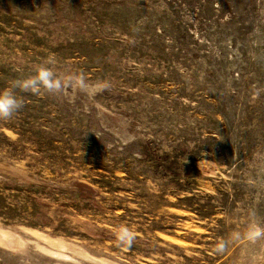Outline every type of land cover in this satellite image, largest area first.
Wrapping results in <instances>:
<instances>
[{
    "label": "rangeland",
    "instance_id": "1",
    "mask_svg": "<svg viewBox=\"0 0 264 264\" xmlns=\"http://www.w3.org/2000/svg\"><path fill=\"white\" fill-rule=\"evenodd\" d=\"M41 65L110 88L16 90L0 264H264L214 251L264 227V0H0V89Z\"/></svg>",
    "mask_w": 264,
    "mask_h": 264
},
{
    "label": "clouds",
    "instance_id": "2",
    "mask_svg": "<svg viewBox=\"0 0 264 264\" xmlns=\"http://www.w3.org/2000/svg\"><path fill=\"white\" fill-rule=\"evenodd\" d=\"M54 58L49 57L46 64H54ZM70 87H75L80 92L94 97L110 88L108 81H97L94 84H88L83 73L74 74L67 78L59 76L52 67L41 65L36 68L34 74L23 79L10 81L9 86L0 89V120L12 119L24 106V101L17 95V89L23 92H30L33 95L42 93L62 94ZM264 238V227L255 219V213H250V220L246 229L233 230L227 239L221 238L215 244L214 251L218 254H224L228 246L241 241L256 242ZM117 242L120 246L131 247L135 240L134 232L127 226L121 227L116 234Z\"/></svg>",
    "mask_w": 264,
    "mask_h": 264
}]
</instances>
